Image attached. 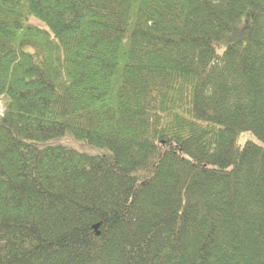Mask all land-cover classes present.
I'll list each match as a JSON object with an SVG mask.
<instances>
[{"label":"trees","instance_id":"16d2710c","mask_svg":"<svg viewBox=\"0 0 264 264\" xmlns=\"http://www.w3.org/2000/svg\"><path fill=\"white\" fill-rule=\"evenodd\" d=\"M0 103V264H264V0H0Z\"/></svg>","mask_w":264,"mask_h":264},{"label":"rangeland","instance_id":"374dc122","mask_svg":"<svg viewBox=\"0 0 264 264\" xmlns=\"http://www.w3.org/2000/svg\"><path fill=\"white\" fill-rule=\"evenodd\" d=\"M29 23H31L34 26L46 29L45 25L36 19H33V18L30 19ZM1 112H2V103H0V113ZM247 141H251L260 146H264V143L256 135H254V133L250 131L241 133V135L237 139V144L239 146H243L244 143ZM36 145L40 147H42L43 145L65 146L77 152L84 153L90 156H97L105 152L104 150H100V149L90 146L85 140H76L69 131H66L62 136L49 140L45 142L44 144L38 143Z\"/></svg>","mask_w":264,"mask_h":264},{"label":"water","instance_id":"95a60500","mask_svg":"<svg viewBox=\"0 0 264 264\" xmlns=\"http://www.w3.org/2000/svg\"><path fill=\"white\" fill-rule=\"evenodd\" d=\"M94 228H95V230H96V229H97V226H95Z\"/></svg>","mask_w":264,"mask_h":264}]
</instances>
